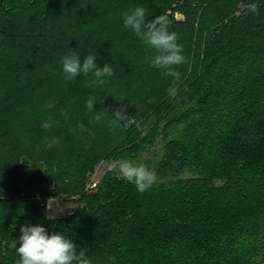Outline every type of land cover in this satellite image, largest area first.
<instances>
[{
	"label": "trees",
	"instance_id": "16d2710c",
	"mask_svg": "<svg viewBox=\"0 0 264 264\" xmlns=\"http://www.w3.org/2000/svg\"><path fill=\"white\" fill-rule=\"evenodd\" d=\"M248 2L0 0V264H18L25 224L63 232L90 264H264V0L258 14ZM134 6L146 21L166 14L178 34L176 97L123 27ZM72 51L114 75L68 80ZM117 110L129 120L112 128ZM156 145V182L139 193L114 165ZM101 161L112 166L85 189ZM57 196L79 205L46 217Z\"/></svg>",
	"mask_w": 264,
	"mask_h": 264
},
{
	"label": "clouds",
	"instance_id": "9594fccd",
	"mask_svg": "<svg viewBox=\"0 0 264 264\" xmlns=\"http://www.w3.org/2000/svg\"><path fill=\"white\" fill-rule=\"evenodd\" d=\"M258 4L254 0H249L245 5L246 11L252 14H258ZM147 10L142 6H134L122 17L124 29H131L147 45L151 51V66L160 70L163 78H171L167 94L170 97H176L178 86L181 80V73L177 67L186 63V57L182 54L183 47L178 41V34L170 31L171 21L168 16L159 15L150 21H146ZM97 54H89L83 57L78 52H70L62 57L61 63L63 72L68 80H74L77 76L83 74L88 76L92 74L95 78L94 83L104 84L106 78L114 75V69L109 64L98 67L96 64ZM95 97H90L86 102V108L94 111L96 104ZM48 108H54L55 104L49 101ZM61 115L68 118L66 111ZM112 117L110 127L115 128L121 124H127L129 115L126 110H117ZM100 115H94L92 121L99 122ZM54 122L46 120L41 123L44 130H50ZM81 127H83L81 125ZM58 143L57 138H52L51 144ZM114 167L118 169L119 175L135 185L139 193L149 190L156 182V174L144 164H134L131 160L122 159ZM21 235L18 240H14L12 247L16 250L19 261L18 264H90L86 258L83 249L70 238H67L63 232H53L49 234L48 230L41 224H25L20 228ZM19 245V246H18ZM114 259V258H113Z\"/></svg>",
	"mask_w": 264,
	"mask_h": 264
},
{
	"label": "rangeland",
	"instance_id": "374dc122",
	"mask_svg": "<svg viewBox=\"0 0 264 264\" xmlns=\"http://www.w3.org/2000/svg\"><path fill=\"white\" fill-rule=\"evenodd\" d=\"M179 14V13H178ZM174 16V15H173ZM175 18V17H174ZM180 19V18H175ZM159 155L158 145L155 146L153 152L150 153H142L135 160L132 162L134 164H144L150 170L153 171V162L155 158ZM146 161V162H145ZM112 166V162L109 161H101L95 167L92 173L89 174L87 178V182L85 185V189L92 190L95 187V184L100 179L102 173ZM94 183V185H92ZM79 203L77 202L75 197L69 196H57L54 198H48L45 201V215L46 217H57L68 214L69 212L73 211V209L78 206Z\"/></svg>",
	"mask_w": 264,
	"mask_h": 264
},
{
	"label": "built area",
	"instance_id": "2783aa9c",
	"mask_svg": "<svg viewBox=\"0 0 264 264\" xmlns=\"http://www.w3.org/2000/svg\"><path fill=\"white\" fill-rule=\"evenodd\" d=\"M173 15L175 18H181V15L178 14L177 12H174ZM92 185H94V183H92Z\"/></svg>",
	"mask_w": 264,
	"mask_h": 264
}]
</instances>
